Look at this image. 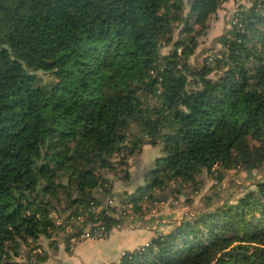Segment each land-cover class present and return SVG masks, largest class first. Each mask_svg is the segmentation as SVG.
Here are the masks:
<instances>
[{
    "label": "trees",
    "instance_id": "16d2710c",
    "mask_svg": "<svg viewBox=\"0 0 264 264\" xmlns=\"http://www.w3.org/2000/svg\"><path fill=\"white\" fill-rule=\"evenodd\" d=\"M225 1L0 0V264H43L38 241L78 220L106 239L121 224L109 200L139 220L172 184L264 165V0L219 39L214 79L188 65ZM145 145L162 146L145 185L113 194L102 173ZM254 186L118 264H264V179Z\"/></svg>",
    "mask_w": 264,
    "mask_h": 264
},
{
    "label": "rangeland",
    "instance_id": "374dc122",
    "mask_svg": "<svg viewBox=\"0 0 264 264\" xmlns=\"http://www.w3.org/2000/svg\"><path fill=\"white\" fill-rule=\"evenodd\" d=\"M249 6L250 3L248 0H226L220 6L216 14L210 17L206 31L196 36L198 46L194 54L188 60V65L191 69L198 71L203 66H207L208 68L214 69L209 77L215 78V75L218 74V69L215 70V60L222 51L219 39L226 35L231 25L238 23L236 15L239 9ZM181 29L182 25L174 31V40L179 39L181 36ZM170 51L171 47H163L160 53L164 56L168 55ZM148 102L152 104L154 100H149ZM130 132L137 138L144 137L138 131L137 127L132 126ZM161 148L162 146L159 145H145L141 148L139 154L125 161L126 166L118 169L117 175L114 176L109 172H103L102 176L104 179L108 180L112 186V193L119 194L125 192L120 182H124V179H126L124 175L125 172L123 171L128 172L129 169H131L129 172L132 173V183H142L145 176L148 175L150 170L154 167L155 161L162 157ZM109 176L113 177L115 181L110 180ZM223 178L224 179L219 182L214 176H211L210 173L203 171L197 178L198 186L196 188L187 185L179 186L175 183L172 184L169 189L167 188L166 190L155 192V198H161V202L155 201L144 205L139 220H135L133 216L134 222L132 221V217H120L117 221H120L121 224L113 229L115 231L112 233L109 240L101 239L105 235L104 232L101 238L96 239L101 241L85 240L80 242L78 244L80 247L76 250V258L79 263L82 261L83 264H94L104 255L107 258H113L116 254V247H118L117 243L120 242L119 240L115 241V238L121 234L119 230H145L148 228L149 231H145L148 234L150 232L153 233L152 239L159 234L166 235L170 233L178 227L182 220L193 222L197 216L216 211L224 204L234 205L235 201L244 197L248 192L255 190V183L261 182L264 179V165L260 169L251 172L243 168L227 170L224 172ZM65 220L66 218L63 219V221ZM63 221L58 219V217L55 219V222L59 225H61ZM78 222L81 223L82 221L78 220ZM72 228L76 230V232L77 229L80 228L82 232V230H87L88 226L83 229L74 222L66 225L64 232L55 235L52 240L40 239L38 241L40 248H38L35 253L40 256L59 257L63 252L67 253L73 251L74 247L77 245L70 247L69 242L67 243V241H69L67 237L69 236L70 238ZM166 231L167 233H165ZM123 246L122 248H126L125 250L131 248L129 245L123 244ZM67 248L69 249L67 250ZM251 252L252 249L249 248L248 253Z\"/></svg>",
    "mask_w": 264,
    "mask_h": 264
},
{
    "label": "crops",
    "instance_id": "0c3cea01",
    "mask_svg": "<svg viewBox=\"0 0 264 264\" xmlns=\"http://www.w3.org/2000/svg\"><path fill=\"white\" fill-rule=\"evenodd\" d=\"M129 171H131V169H129ZM129 171H128V174H129V179L128 180L129 181L127 182L124 179L125 181L124 180L123 181L125 183L122 182V181H120V182L122 183L121 185H123L124 191L127 192L128 194H132V193L137 192L138 189H140L141 187H143L145 185L146 176H145V178H144L142 183L133 184L132 183L133 182L132 181L133 178H132V175H131L132 173L129 172ZM109 179L112 180V181H115L113 177L109 176ZM127 230H124V231L119 230V232H121V234L118 235L115 238V241L119 240L120 242L117 243L118 247H116V250H115L116 254L113 256V258H111V257L107 258L104 255L102 258H99L94 264H118L120 259H121V257L125 253L132 252V251H134L135 249H137L139 247L145 246L147 243H149L151 237L153 236V233H151V232L149 234L146 233V231H149L148 228L145 229L146 231L144 229L143 230H128V231ZM114 231L115 230H112L110 232L109 236L106 239L109 240L110 236L112 235V233ZM165 233H167V231ZM135 236L138 237V238H136ZM111 238H113V237H111ZM91 241H101V240H91ZM123 244L129 245L131 248H128L127 250H125L126 248L125 249L122 248V247H124ZM78 247H80V245H77L76 247H74V250L71 251V252H67V253L63 252V254H61L59 257L48 256L47 260L43 264H77V263L78 264H83L82 261L79 263L78 259L76 258L77 257L76 250H77ZM89 264H91V263H89Z\"/></svg>",
    "mask_w": 264,
    "mask_h": 264
},
{
    "label": "built area",
    "instance_id": "2783aa9c",
    "mask_svg": "<svg viewBox=\"0 0 264 264\" xmlns=\"http://www.w3.org/2000/svg\"><path fill=\"white\" fill-rule=\"evenodd\" d=\"M107 205L110 207L116 208V215H113V218L115 220H119L120 217H132V221L134 222V217L131 212V206L129 204L123 206L120 205L118 202L114 200L107 201ZM102 207L96 209L94 211V214L98 213ZM76 225L79 224V222H74ZM104 228L101 226V223H95V224H89L87 230H82V232L78 236H73L69 240L70 247H73L74 245H78L80 242H83L85 240H96L101 238L104 235Z\"/></svg>",
    "mask_w": 264,
    "mask_h": 264
},
{
    "label": "water",
    "instance_id": "95a60500",
    "mask_svg": "<svg viewBox=\"0 0 264 264\" xmlns=\"http://www.w3.org/2000/svg\"><path fill=\"white\" fill-rule=\"evenodd\" d=\"M80 232H81V229H80V228H78V229H77V233H80Z\"/></svg>",
    "mask_w": 264,
    "mask_h": 264
}]
</instances>
